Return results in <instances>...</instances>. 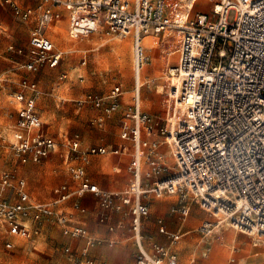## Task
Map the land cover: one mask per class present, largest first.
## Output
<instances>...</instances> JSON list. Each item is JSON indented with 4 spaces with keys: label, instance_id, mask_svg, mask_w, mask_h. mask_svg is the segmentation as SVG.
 Segmentation results:
<instances>
[{
    "label": "built area",
    "instance_id": "built-area-1",
    "mask_svg": "<svg viewBox=\"0 0 264 264\" xmlns=\"http://www.w3.org/2000/svg\"><path fill=\"white\" fill-rule=\"evenodd\" d=\"M195 0H190L188 9ZM11 7L22 22H32L26 60L19 67L36 73L43 67L54 68L62 60L46 30L67 11L71 38L87 36L106 29L107 33L132 37L134 86L131 102L120 119L121 139L132 142L128 171L131 180L124 190H107L94 183L86 171L93 155L119 154L120 147L93 145L82 149L77 134L67 137L66 159L69 173L76 181L71 187L61 183L54 188L51 201L32 200L26 181L10 171L0 173V190L12 188L14 200L0 199V223L11 235L29 237L33 220L54 221L70 239L83 238V253L103 241L92 237L72 213L59 203L77 195L92 193L98 198V221L106 222L119 212L130 219L137 247L134 264H175L176 254L168 246L143 243L142 219L149 215L143 197L175 195L180 216L189 214L192 204L210 213L213 219L202 221L196 231L209 237L219 230L220 221L234 230L264 242V0H210L209 11L187 12L173 22L166 13V0H0ZM189 17V20L187 21ZM177 27L180 41L177 60L168 71L170 99L163 126L140 104L141 70L148 58L143 45L147 35L158 36ZM8 50L22 53L10 44ZM1 55V53H0ZM64 76V75H63ZM1 83V78H0ZM20 91L13 94L18 104L11 126L10 141L20 164L38 163L55 150L59 143L41 129L36 102L40 90L35 80L24 76ZM120 85L106 95L85 94L78 106L90 104L100 111L95 121L104 120L119 109ZM156 133L161 139H145L142 133ZM169 146L171 162L160 152ZM142 161L147 168L142 171ZM73 208L86 211L78 200ZM159 231L172 242L181 233L165 229L158 219ZM114 227L110 226L109 230ZM257 237V238H255ZM11 247L10 242L5 243ZM71 253V247L65 246ZM209 248L206 247L203 255ZM86 263H92L91 259ZM76 264H81L79 260Z\"/></svg>",
    "mask_w": 264,
    "mask_h": 264
},
{
    "label": "rangeland",
    "instance_id": "rangeland-1",
    "mask_svg": "<svg viewBox=\"0 0 264 264\" xmlns=\"http://www.w3.org/2000/svg\"><path fill=\"white\" fill-rule=\"evenodd\" d=\"M189 3L190 0H166V13L175 23L181 17L184 18L187 12L189 15H194L197 11H209L211 7L210 0H196V2H192V7L189 10ZM0 21L2 22L0 27V74L5 81L0 88V132L3 134V138L0 137V173L7 170L12 172L16 178L24 177L32 195L51 201L55 198L52 193L54 186L63 181L71 182L67 171L68 163L66 164L63 160L65 151L63 144H60L55 153L49 154L38 164H20L15 159L10 145L13 133L11 126L15 120V108L18 106L17 103L13 102L12 96L15 92L20 91L18 81L24 70L22 71L17 64V56H10L5 51L9 43L24 45L28 38V32L34 24L18 20L11 7L4 3L0 4ZM52 29L57 30L56 28ZM62 30L69 37L64 23H62ZM181 35L180 30L173 27L157 37L148 35L152 37V44L146 36L143 38V42L147 46L145 53L148 60L145 64L148 63V67L145 70V75L148 80L145 85H141V97L144 99L141 105L144 110L152 115L154 122L158 121V126H163L168 116L170 104L168 71L177 60L176 50ZM123 42L126 44L124 47ZM71 43L70 47L64 49L57 40L56 47L63 52L64 56L62 64L55 69L42 68L40 72L33 75V79L41 90L36 107L41 121L44 122L43 129L59 138L60 142H62V134L67 132L70 134L78 133L83 142L87 144L115 145L120 141L118 115H113L112 119L108 120L105 125L100 126L95 121L99 112L87 103L78 107L76 101L88 93L101 96L117 83H122L124 94L128 96L130 102L131 90L134 86L132 38L131 36L123 37L114 33H107L104 29L101 32L72 39ZM84 50H86L87 61L86 64L80 65L81 54ZM172 50L173 53H171ZM143 68L141 70L142 77L144 76ZM62 72L66 73V78L57 81V77ZM160 84L164 85L162 91L158 90ZM165 150L166 146L162 145L161 151ZM100 158L103 162L108 161V165L98 169L95 167L94 172L100 170L107 174L106 178L102 177L103 186L115 185L114 180L120 177V174L112 171L108 157ZM165 158L166 161L169 160V157ZM108 178L112 179L111 183L108 182ZM7 190L6 194L0 190V199H11L12 190ZM163 199L170 200L171 203L161 210L159 207L151 208L149 219L154 222L157 216H163L168 228L175 230L179 218H183L176 210L179 206L178 199L176 196H167ZM86 203L89 210L92 211L94 203ZM191 206L190 215L186 218L190 220L187 224L188 228L194 227L204 218L213 219L210 213L207 214L204 210V212L201 211L202 209L199 210L194 204ZM66 211H70V209L66 208ZM90 213L87 218L93 223L94 215L90 216ZM27 219V223L30 226L33 225V231L34 228H37L38 233L32 232L29 238L18 239L12 248L5 247V235L0 227V264H76V259L81 264H85L88 259L92 261L90 264H97L95 262L101 259H108L110 262L112 256L109 255V252H114L117 247H121L124 251V253H121L122 251L118 254L114 253L116 254V261L118 260L117 263L131 264L137 254L134 240L129 238L122 239L114 243L113 246L106 245L103 253H101V247L97 250L95 248L90 249L87 252H90L91 255L84 259L81 257L78 247L73 248V250L71 248V253L65 252V245L72 240L64 237L61 227L54 221L46 219L35 221L31 216ZM221 226L220 229L223 231H219L215 235L217 247L210 252L208 251L206 257L200 255L203 236L201 237L196 232H191L172 243L170 251L177 255V264H237L238 253L241 252H243V260L245 259L243 264H247L246 260L255 259L259 253V247L264 249L262 240L258 242L259 245H253L250 236L236 232L224 222ZM231 235L234 237L231 238ZM146 240L148 241L149 237H146ZM163 243L169 245L170 239L164 236ZM192 258H195L193 262H191ZM255 260L261 261L259 256Z\"/></svg>",
    "mask_w": 264,
    "mask_h": 264
},
{
    "label": "crops",
    "instance_id": "crops-1",
    "mask_svg": "<svg viewBox=\"0 0 264 264\" xmlns=\"http://www.w3.org/2000/svg\"><path fill=\"white\" fill-rule=\"evenodd\" d=\"M67 16H68L67 15V11L64 10L63 11V17L59 21H56L54 24L50 25L48 27V29L46 30L47 36L50 37V39L53 41L55 47H56L57 40H59L61 38L59 36V33H60L59 31L62 30V23H64L66 25V30H67V33H68V17ZM24 23H31L32 24V22H24ZM1 24H2V22L0 21V27H1ZM52 28H56L57 30H53ZM29 32H30V30H29ZM29 32H28V38H29ZM60 35H62V34L60 33ZM68 36H69V34H68ZM126 36H130V35H126ZM126 36H123V37H126ZM152 36H154V35H152ZM28 38H27V41H26V43L24 45H17V44L15 45L13 43H9L8 44V45L12 44L16 48H21L22 49V53H17L16 51L8 50L7 49L8 45L6 46V51H5L6 53H8L10 56L11 55L12 56L14 55V56H17L18 57L17 64H19V63H21V62H23V61L26 60V50H27V47H28ZM69 38H71V37L69 36ZM71 39H78V38H71ZM143 45L145 47H147L144 42H143ZM57 49H59V48H57ZM132 58H133V55H132ZM63 60H64V56L62 55V60L60 61V63L58 64V66H56L54 68H49V69L58 68L62 64V61ZM86 61H87V58H86V50H84L83 53L81 54L80 65L86 64ZM43 68H48V67H43ZM132 69H133V67H132ZM22 71H23V69H22ZM38 72H40V71H38ZM38 72H36V73H38ZM36 73H30V72H26L24 70L23 71V74L21 75V77L19 79V81L24 76H28L29 78L33 79V77H34L33 75H35ZM66 76L67 75H66L65 72L60 73L59 76L57 77V81H60V80H62L64 78H66ZM79 77L82 78L81 75H79ZM0 78H1V83H0V88H1L3 86V83L5 81H4V79H3V77H2L1 74H0ZM140 78H142V74L140 75ZM33 80H35V79H33ZM19 81H18V87L20 89ZM146 82L147 81H145L144 83L141 82V85L142 86L145 85ZM116 85H120L121 86V89H122V93H121V95L118 98L119 104H120L119 109L117 111H115L113 114H111L109 117H107L102 124H98V123L97 124L100 125V126L105 125L107 123V121L110 120V119H112V116L116 114V115H118L117 122H118V128H119V132H118V135H119L120 130H121V128H120V119L122 118V115L124 113V109L131 102V100L129 102L128 96L124 94L125 91L122 88L123 87V84L122 83H117ZM112 88H110L103 95H106L107 93H109V91ZM39 90H40V88H39ZM131 92H132V90H131ZM40 93H41V90H40ZM140 98H141V96H140ZM13 102L16 103L14 101V99H13ZM36 104H37V102H36ZM140 104H141V101H140ZM17 107L15 109H17ZM78 107H80V106H78ZM36 109H37V107H36ZM98 112L100 114V111H98ZM39 117H40V115H39ZM40 123H41V129H42V131H44L46 134L52 136L59 143L58 147L55 150L51 151L50 154L51 153H55L59 149L60 144H63L64 149H65L64 155H63V160H64V162L66 164L68 163V165H67V171L69 173V170H68L69 163H75V162H78L79 160H72V161L69 162V160L66 159L67 147H66L65 141H66V138L68 136L69 137H72L75 134H77L79 136V134L78 133H71L70 134V133L64 132L62 134V136H61L62 137L61 138L62 139V142H60V139L59 138H57L56 136H53V135L49 134L46 130L43 129V123L44 122L41 121V118H40ZM2 135H3L2 132H0V137L1 138H3ZM158 137L159 136L156 133H154V132H151V133L143 132L142 133V138H145V139H158ZM11 138L13 140V135H11ZM79 139H80V147L82 149L88 148V147L93 146V145H98V144H87V143L83 142V140H82V138L80 136H79ZM119 140H120L119 143H116L115 145H112V144L101 145V146H106L108 148L118 147L119 146L120 147V153L119 154L93 155V156L90 157V162L86 165V171H87L88 175L90 176L91 180L94 183H96L100 188L107 189V190H124L127 187V185L130 182V180H131V173L128 171L127 165L129 164L130 159H131V156H132L133 145H132V142L130 140H128V139H121L120 136H119ZM162 145H165L166 146V150L165 151H161ZM159 150H160L161 153H163L165 155V157H169V160L168 161L171 162V157H170V152H169V146L167 144L163 143V144H161ZM100 157H108L112 171L114 173L120 174L119 175L120 177H118V178H116V180H114L115 185H113V186H110V185L107 186V187L103 186V181H102L103 178L102 177H105L106 178V175L107 174L104 173V172H101L100 170H97V171L95 170L96 171V173H95L94 170H93L95 167L98 169V168H104L105 166L108 165V161L103 162ZM40 162H38V163H40ZM38 163L28 162V163H25V164H38ZM146 168H147L146 162L142 161V171H145ZM69 176H70L71 182L63 181L61 183H68L71 187H74L76 185V181L74 179H72L70 173H69ZM19 178L25 179L24 177H19ZM111 181H112V179L108 178V182L111 183ZM61 183H59V184H61ZM59 184H57V185H59ZM122 185H125V186L124 187H121ZM56 186H54L52 188L53 197H56V194L54 193V188ZM7 189L12 190V197L9 200H14L15 199V192H14L13 189H11V188H5V189L1 190L2 193L3 194H6L8 192ZM26 190L29 193V196H30V198L32 200L47 201L45 199H40V198L32 195L31 192H30V190H29V187H28L27 182H26ZM167 196H175V195H165V196H162V197H155L153 195H146L142 199L143 202L145 204H147L148 207H149V215L147 217L143 218L142 219V223H141V234L143 236V243H144L145 247L147 249H149V250H150V244L151 243H159V244L168 246L170 248V246L172 245V243L177 242L181 237H183V236H185L187 234H190L191 232H196V234L200 235L196 231V227L202 221H204V220H211V219L204 218L201 221H199L194 227L188 228L187 227V224H188V222L190 220H188L186 218H187V216L190 215V211L192 210L190 208L189 214L186 217H183L182 219L179 218L178 226H177V228L175 230H171V229L168 228L167 222L165 221V218L163 216H160V215L157 216L155 218L154 222H153L152 219H149V216L151 215V210H152L151 208H153V207H159V209L161 210L163 207H168L169 204L171 203L170 200H164L163 199L164 197H167ZM75 200H78V202L80 203V205L83 206V207H85L86 211L84 213H81V212H79V211H77V210H75L73 208V202ZM86 202H88V203L89 202L94 203V209L92 211L89 210V207H88V205H87ZM178 203H179V199H178ZM194 205L198 207V205H196V204H194ZM58 207L60 209L64 210L66 213H72L73 216H74V218H75V220H77L78 222H80L88 230L89 234L92 237L97 238V239H101L103 241L101 244L95 245V246L89 248V250L90 249L93 250L94 248L97 250V249H100L99 247H101L103 249V250L101 249V253H103L104 250H105L104 247L106 245L107 246H113L114 243H117L118 241H120L122 239L125 240V239H129V238H133V240H134L133 232H132V230L130 228V219L128 217H124L121 213H119V212L112 213L111 216H110V218L106 222L100 223L98 221V212H99L98 198H97L96 195H94L92 193H84V194L77 195L75 198H70V199L64 201L63 203L62 202L59 203L58 204ZM66 208H69L70 211H66ZM198 209L201 210L200 207H198ZM195 210L196 209H194V211ZM201 211H203V210H201ZM89 213H90V216H93L94 215L93 223H91V220H89V218H87L88 215H89ZM197 214H198V212H197ZM158 219H162V224L164 225V227H165V229L167 231L173 232V233L179 231L181 233L180 237L176 241H174V242H172L170 240V244L169 245L166 244V243H163L164 242V236H166L167 238H169V237L166 234L161 233L159 231L160 224L158 223ZM27 221H28V219L25 220V224H27L29 227H32L33 225L30 226V224L27 223ZM110 226H113L114 229L113 230H109V227ZM0 227L2 228L3 233L5 235V242H4V244L6 242H10L12 244V246L9 247V248L14 247L15 246V243H16V241L18 239H27V238H29L31 236V234H30L29 237H22V236H17V235H11V234H9L7 232L5 226L2 225L1 223H0ZM155 227H156V229H155ZM221 227L222 226H220V227L218 226L217 229L222 232L223 230L220 229ZM34 229L35 230L32 231V232L38 233V229L37 228H34ZM126 232H128L129 234L126 233ZM236 232H238V231H236ZM239 233H241V232H239ZM215 235L216 234H214L212 236H209V237H202L200 235L203 238V241H202V244H201L202 250L200 252V255L202 257H206L208 255V253L206 255H203L204 249L206 247L209 248V252L213 248H216L217 247V244L215 243ZM247 236H249V235H247ZM64 237H66V236H64ZM146 237H149V240L148 241L146 240ZM233 237H234V235H231V238H233ZM66 238H68V237H66ZM251 239L253 241V245H259V243H255V239H253V237H251ZM71 240L72 241H70V243H67L65 246H68L69 245L72 248V250H73V248L75 249V247H78L81 257L84 258V259H87V257L89 258V256L91 255L90 252L89 253L87 252L86 254L83 253V247L85 245L84 239L83 238H78V239H71ZM134 243H135V241H134ZM5 247H6V245H5ZM6 248H8V247H6ZM121 251H122V248L121 247H117L114 250V252L113 251L109 252V255L112 256V260L110 262L108 261V259H106V260L101 259L100 261L95 262V263H97V264H121V263H117L118 260L116 261V256H115L116 254L120 253ZM96 253H97V251H96ZM114 253H116V254H114ZM121 253H124V251H122ZM136 256H137V254H136ZM136 256H135L134 261L131 264H134L135 263ZM258 256L261 259L260 262H257L255 260L256 257H258ZM256 257H255L254 260H251V261H247L246 260L247 264H263L264 263V249H262L261 247H259V253H257ZM77 260L78 259H76V261ZM194 260H195V258H192L191 259V262H193ZM244 260H243V252L238 253V259H237L238 263L237 264H243V261ZM175 264H177V260H176V263Z\"/></svg>",
    "mask_w": 264,
    "mask_h": 264
},
{
    "label": "bare ground",
    "instance_id": "bare-ground-1",
    "mask_svg": "<svg viewBox=\"0 0 264 264\" xmlns=\"http://www.w3.org/2000/svg\"><path fill=\"white\" fill-rule=\"evenodd\" d=\"M195 2H196V0H195ZM193 4V3H192ZM192 4H191V7H192ZM179 30V29H178ZM62 35H60V39L58 40L59 41V43L63 46V48L64 49H66V48H68V47H70L71 45H72V39H70L69 37H67V35L65 34V32L63 31V30H60L59 31ZM146 38H147V40L148 41H150L151 42V44L153 43L152 42V37H149L148 35L146 36ZM123 47L126 45L125 44V42H123ZM174 51L172 50L171 51V53H173ZM169 54V53H168ZM170 55V54H169ZM148 67V63L147 64H145V66H144V70H143V73H144V76L142 77V79H141V81L139 80V83H144L145 81H147L148 80V77L145 75L146 73H145V70H146V68ZM150 68H151V66H150ZM159 86V91H162L163 89H164V85H162V84H160V85H158ZM140 101H141V104H143V102H144V99L141 97L140 99H139ZM223 223V221H220L219 223H218V226L220 227L221 226V224ZM224 223H226V222H224ZM227 224V223H226ZM217 226V227H218ZM255 238H257V237H255Z\"/></svg>",
    "mask_w": 264,
    "mask_h": 264
}]
</instances>
